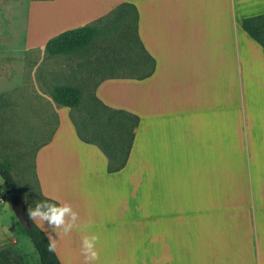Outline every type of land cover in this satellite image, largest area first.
<instances>
[{
  "label": "crops",
  "instance_id": "0c3cea01",
  "mask_svg": "<svg viewBox=\"0 0 264 264\" xmlns=\"http://www.w3.org/2000/svg\"><path fill=\"white\" fill-rule=\"evenodd\" d=\"M121 4L137 12L144 63L123 66L134 73L98 78L116 65L102 32L72 53L45 52L49 38ZM262 6L264 0L27 2L19 53L29 66L27 110L18 125L26 119L40 197L69 203L77 223L98 236L95 264H264V47L241 27L253 16L245 8ZM146 56L154 66L143 77ZM57 85L77 88L79 105L57 104ZM96 99L138 117L117 170L108 169L100 141L115 136L111 119L120 114L89 115ZM78 119L89 123L81 130L90 141L78 136ZM57 231L60 264H85V233Z\"/></svg>",
  "mask_w": 264,
  "mask_h": 264
},
{
  "label": "rangeland",
  "instance_id": "374dc122",
  "mask_svg": "<svg viewBox=\"0 0 264 264\" xmlns=\"http://www.w3.org/2000/svg\"><path fill=\"white\" fill-rule=\"evenodd\" d=\"M28 1L0 0V160L11 163L18 194L27 210L35 208L37 203H47L38 194L32 175L33 150L29 147L31 136L26 135V119H23L22 125H18V120H21L18 114L25 115L27 110L25 100L29 66L19 53L24 43ZM245 10L243 13L254 15L261 13L264 6ZM112 26L116 27L115 33H111L113 38L104 34L107 38L103 41L116 53V65L111 71L106 69L99 73V79L112 74L134 73L123 69V66L130 64L133 67L144 63V54L130 33L132 28H121L120 20L114 21ZM88 106L95 109V114L106 112L95 101L90 100ZM5 190L0 177V254L7 251L12 259L20 258L22 264H39L38 255L30 240L22 233L23 224L12 211Z\"/></svg>",
  "mask_w": 264,
  "mask_h": 264
},
{
  "label": "trees",
  "instance_id": "16d2710c",
  "mask_svg": "<svg viewBox=\"0 0 264 264\" xmlns=\"http://www.w3.org/2000/svg\"><path fill=\"white\" fill-rule=\"evenodd\" d=\"M127 6L131 9L125 8ZM118 20L122 23V26H120L121 28H132L131 32H129L133 35L134 40L143 52L137 36V12L132 4H121L112 10L107 16L98 19L94 23L64 30L49 38L45 44V52L48 55H63L90 46L98 37L99 32L109 34L110 36L112 32L115 33L116 27L112 25L114 24V21ZM241 27L251 39L264 47V12L244 17L241 21ZM145 64L146 66H149V68L146 70L145 74L142 75L143 77L151 73L154 61L149 56H146ZM51 97L57 104L71 108L77 107L80 103L79 90L72 86H54L51 89ZM95 102L100 105L102 109H105L106 112L120 114V117L111 119L114 123L113 127L115 128V136H112L113 138L110 137V139L108 137V140L107 138H102L100 141L102 143L100 144L102 150L111 161L108 165V169L110 171L117 170L125 163L126 155L128 154L130 143L134 136L133 129L138 123V117L124 110L112 109L104 106L97 99ZM90 110L91 111L87 112L89 115L96 113L95 109ZM81 128L89 130V123L83 119H78V136L85 141H90L89 138L82 135L83 131ZM112 139L115 141L114 147L111 146L113 144ZM112 162H114V164ZM0 177L4 183H7L10 186L13 192L18 193L17 182L14 179L15 177L12 172L11 164L8 160H0ZM44 201L48 204H57L55 201L49 199H45ZM21 230L32 243L38 255L39 264H60L55 252L48 251V238L45 233L37 227L34 221L29 219L27 224L21 226ZM0 264H22V262L20 258L12 259L7 251H4L0 254Z\"/></svg>",
  "mask_w": 264,
  "mask_h": 264
},
{
  "label": "clouds",
  "instance_id": "9594fccd",
  "mask_svg": "<svg viewBox=\"0 0 264 264\" xmlns=\"http://www.w3.org/2000/svg\"><path fill=\"white\" fill-rule=\"evenodd\" d=\"M28 217L32 221H37V227L45 232L48 237V251L50 252H54L56 249L57 230L65 234L73 230L85 233L81 237V250L85 264H95L98 259L96 251L98 236L94 233L87 234L86 226L77 223L78 214L69 203H37L35 208L28 209Z\"/></svg>",
  "mask_w": 264,
  "mask_h": 264
},
{
  "label": "water",
  "instance_id": "95a60500",
  "mask_svg": "<svg viewBox=\"0 0 264 264\" xmlns=\"http://www.w3.org/2000/svg\"><path fill=\"white\" fill-rule=\"evenodd\" d=\"M4 184L6 188L5 193L8 196L9 204L12 211L22 224H27L29 221V217L25 203L17 192H13L7 183Z\"/></svg>",
  "mask_w": 264,
  "mask_h": 264
}]
</instances>
